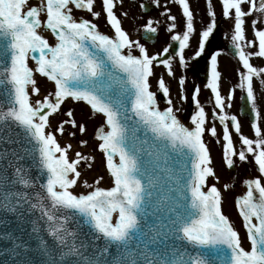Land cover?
I'll list each match as a JSON object with an SVG mask.
<instances>
[{"label": "snow or ice", "instance_id": "6c2138e0", "mask_svg": "<svg viewBox=\"0 0 264 264\" xmlns=\"http://www.w3.org/2000/svg\"><path fill=\"white\" fill-rule=\"evenodd\" d=\"M101 2L97 11V0H0V144L19 149L0 151V264H264V114L254 87L259 81L264 91V67L250 62L264 58V0H218L222 16L232 22L225 35L241 66L238 82L222 95V50L208 57L204 88L210 90L211 117L222 126L220 134L215 125L207 126L198 85L191 91L194 110L187 127L178 116L188 100L186 77L178 78L174 102L169 83L155 72L162 65L175 80L174 61L184 70L202 56L216 28L213 0H206L209 22L187 58L185 50L195 32L189 0H168L181 10V30L166 6L159 13L164 21L149 17L137 28L144 40L152 41L163 24L169 43L155 54L123 28L116 12L123 0ZM150 3L161 6L160 0ZM77 11L91 18L77 16ZM102 14L111 36L94 22ZM249 25L252 39L247 36ZM35 73L52 82L54 91L33 101L40 94ZM235 89L241 92V110L249 117L254 139L226 111ZM160 96L166 104L162 110ZM67 101L82 102L103 117L94 139L112 187H100L103 177H98L92 184L84 181L91 189L86 193L71 190L78 185L82 164L91 167L88 162L94 157L76 151L70 158L72 145L61 146L54 135H63L66 125L74 130L69 137L86 133L72 108L63 112L66 119L54 131L48 130L49 118ZM138 132L144 133L143 140ZM148 134L159 142L151 150L140 147L148 144ZM205 134L217 137V143L222 140L227 167L237 160L254 161L259 173L243 181L246 192L235 200L249 250L222 211L221 190L207 183L209 177L217 182L219 177L211 167ZM144 152L152 159H143ZM156 211L163 215L148 226V216Z\"/></svg>", "mask_w": 264, "mask_h": 264}, {"label": "rangeland", "instance_id": "374dc122", "mask_svg": "<svg viewBox=\"0 0 264 264\" xmlns=\"http://www.w3.org/2000/svg\"><path fill=\"white\" fill-rule=\"evenodd\" d=\"M144 1H147L150 3V0H123L122 5H117L116 12L119 18L122 21L123 28L129 33L130 37L132 39H138L140 40V32L137 31V28H139L141 25L144 24V22L149 18L153 19H160L161 21H164V17L159 16V13L164 10V7L166 6L170 10V14L175 15L177 17V31L181 30L183 20H182V14L181 10L179 9L178 5L174 3H169L168 0H160V7H157V10L154 13H151L149 15H143L141 12L140 4ZM190 7L194 13V28L195 32L190 40V47L185 50V56L190 57L193 52L198 47V36L199 32L202 30L204 26L207 25L209 22V17L207 15V8H206V0H189ZM214 3V10L216 13V21L218 22V29H217V35L216 39L212 40V35L209 39V41L206 43V50H208L213 43H222L223 47L226 45H229V38L230 36H226L225 34L230 32V29L232 27V22L228 19H225L222 16V9L221 6L218 3V0H213ZM245 8H247V5H244ZM102 9V2L101 0H97V3L95 5V10L101 11ZM122 11L128 12V16H120V13ZM77 16L84 15L85 18H91L87 13H81L79 11L76 12ZM251 19V18H250ZM98 24V28L101 32L113 35V32L110 30V26L106 25L105 17L103 14L94 21ZM247 36L248 39H252V30L250 25L247 27ZM169 43V34L165 31V28L162 24V26L159 29L158 32V40L154 45H147L148 51L150 54H155L157 52L162 51L163 47L166 46ZM205 50V51H206ZM227 53L226 51H222V54L218 57V70L222 74V80H221V93L222 95H226L228 90L233 87L238 82V75H237V69L238 67H241L238 64V60L233 58L230 54H224ZM252 59V58H251ZM261 63L257 62H251L256 67H264V58H260ZM192 65L189 63L188 67L184 70L180 69L178 66V63L176 61L173 62V68L175 70V74L177 79H172L171 77L167 76L166 70L163 68L162 65H158L155 68V72L158 76H164L166 79V82L169 83L172 99L174 102L178 101V78L181 75L185 76V73L188 69H190ZM190 81H194L193 83L198 85L200 87V92L198 94V99L202 104L205 105L207 108V111L209 109L214 108V105L210 103L211 93L210 90L205 89L204 87H201L199 83H197L194 77L191 75L188 77ZM37 83L40 88V93L43 95L47 94L49 91H54V87L51 83H49L45 78L43 77H37L36 78ZM254 87L256 89L257 98H258V107L262 114H264V91H262L259 81H255ZM155 88V84L153 86V90ZM186 90V87H185ZM187 93V90H186ZM188 95V93H187ZM241 92L239 89H235L232 106L231 108H227L226 111L229 112V114H234L237 116L238 120L240 121L242 125V132L243 134L247 135L249 138H255L254 133L251 130V125L246 121L243 120L239 115V98H240ZM41 96V97H42ZM40 95L33 96V101L37 98H41ZM187 101L183 102V105H185ZM166 107V105L161 106V110ZM72 108L74 111V118L78 123H84L86 125V133L81 135L78 131L76 133L75 137H69L68 132L74 131L70 128V126H65V133L61 135L60 133L54 132V135L56 136L58 142L61 144V146H64L66 144H71L72 148L69 150V157H74V154L76 151H80L85 155H91L94 157V160L89 161L88 163L91 165V167H87L82 164L81 168L79 169L81 171V177L78 180V185L74 186L71 190L74 192V194H80V193H86L87 191H90L91 189L84 187V181H87L89 184H92L98 177H103L102 180H100L99 186L103 188H110L112 186V181L110 176L108 175L106 164L103 158L102 153L97 149L98 141L94 139L95 129L98 128L103 123V117L99 114L93 115L91 113V110L85 106L82 102L76 103L67 101L62 105L61 111L58 113L53 114L49 119L51 122L52 127L48 130L54 131V129L58 126L59 122L61 120L66 119V117L63 115V112L67 109ZM180 120H182V115H178ZM207 126L215 125L218 129V134L222 132L221 127L217 123V121L213 120L210 115H208L207 119ZM264 123V121H262ZM187 127H191L190 120L186 123ZM234 140H237V137L235 136V133L233 132ZM81 139H86L88 141L87 145L81 146L79 144V141ZM205 142L207 143L208 147L210 148V155L212 159L211 167L213 168L215 172V176L219 177V181L217 182L215 177H209L207 183L209 185L216 184V186L221 190L222 194V211L225 215L228 216L230 221L233 223L236 230L239 232L241 238L243 247L246 250L250 249L249 242L246 239V233L242 226V221L236 211L235 207V200L236 197L241 196L244 194V184L243 181L245 179L249 178H255L259 175L256 167L254 166L253 162H239L236 161L235 169H236V176L233 177L231 173L228 171L227 166L223 162V155H222V140L220 143H217V137H212L208 134H205L204 136ZM238 146V143H237ZM231 185L230 188L227 190L224 189V184ZM206 190V189H205Z\"/></svg>", "mask_w": 264, "mask_h": 264}, {"label": "water", "instance_id": "95a60500", "mask_svg": "<svg viewBox=\"0 0 264 264\" xmlns=\"http://www.w3.org/2000/svg\"><path fill=\"white\" fill-rule=\"evenodd\" d=\"M144 4L147 5V7H146L145 9H142V11H143L144 14H148V13H150L152 10L155 9L154 5H152V4H150V3L144 2ZM216 28H217V23H216ZM216 28L214 29V32L216 31ZM141 39H142V41H144V42H146V43H148V44H153V43L156 42V36L154 37V39H153L152 41H146V40H144V38H143L142 35H141ZM229 50H230V52H231V49H230V48H229ZM166 55H167V54H166ZM195 62L197 63V65H198V70H199L198 73H197V76H198V78H199L201 81H204V82H205V81H206V74H207V63H205L204 61H202V59H197ZM241 109H242V100H241ZM240 111H241V115H242L243 117L249 119V117H248V116H247L242 110H240ZM148 135H149L148 144H141L140 147H141L142 149H148V150H151V146H152L153 144H157V145H158L159 142H155V141H153V140L151 139V135H150V134H148ZM137 136H138L141 140L144 139V133H142V132H138V133H137ZM0 151H8L9 154H10L12 151H19V149H18L17 146L14 145V144H0ZM169 155H171L170 150H169ZM9 158L11 159V155H9ZM142 158L145 159V160H150V159H152V157H149V156L147 155V152H144ZM117 159H118V158H117ZM160 163H161V164L164 163V161H163V157H161ZM230 170L234 173V169H233V167L230 168ZM161 175H162V174H161ZM245 192H246V186H244V193H245ZM157 195H158V193H157ZM154 199H155V197H154ZM162 215H163L162 212H160V211H156L154 215H150V216H148V218H147L148 226H151L152 224L156 223V219H155L156 216H162ZM249 246H250V244H249Z\"/></svg>", "mask_w": 264, "mask_h": 264}, {"label": "flooded vegetation", "instance_id": "af4514ba", "mask_svg": "<svg viewBox=\"0 0 264 264\" xmlns=\"http://www.w3.org/2000/svg\"><path fill=\"white\" fill-rule=\"evenodd\" d=\"M217 50H222L223 51V46H222V43H219V44H213L209 50H206L205 54L206 55H210L212 51H217ZM210 52V53H209ZM188 85H187V88H188V93H189V101L186 105V107H182L183 108V111L181 113H178V115H191L193 110H194V105L192 103H190V98H191V91L193 89V85H192V82L191 81H188L187 82ZM155 90V88H154ZM202 104V103H201ZM214 105V103H212ZM161 106H164L166 104H159ZM204 107L205 105L202 104ZM205 110L207 111V108L205 107ZM212 108L208 110V112H206L208 115H211V112H212ZM218 111V110H217ZM221 126V125H220ZM222 128V126H221Z\"/></svg>", "mask_w": 264, "mask_h": 264}, {"label": "bare ground", "instance_id": "6f19581e", "mask_svg": "<svg viewBox=\"0 0 264 264\" xmlns=\"http://www.w3.org/2000/svg\"><path fill=\"white\" fill-rule=\"evenodd\" d=\"M261 59L260 58H257V57H253L252 59H251V61L250 62H259V63H261V61H260Z\"/></svg>", "mask_w": 264, "mask_h": 264}]
</instances>
